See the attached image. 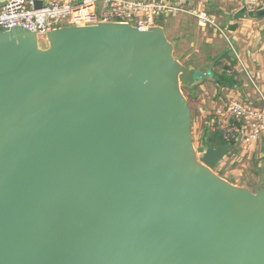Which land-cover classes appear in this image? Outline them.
<instances>
[{"label":"water","instance_id":"95a60500","mask_svg":"<svg viewBox=\"0 0 264 264\" xmlns=\"http://www.w3.org/2000/svg\"><path fill=\"white\" fill-rule=\"evenodd\" d=\"M210 71L163 15L0 26V264H264V185L215 172L234 142L194 144L182 86Z\"/></svg>","mask_w":264,"mask_h":264},{"label":"built area","instance_id":"2783aa9c","mask_svg":"<svg viewBox=\"0 0 264 264\" xmlns=\"http://www.w3.org/2000/svg\"><path fill=\"white\" fill-rule=\"evenodd\" d=\"M201 1V0H200ZM247 10H259L264 0H242ZM185 13L193 16L202 28H211L229 40V30L200 5L186 6L179 0H44L37 8L34 0H7L0 6V26H23L35 31L39 38L56 28L69 25H89L99 22L128 23L139 29L157 25L159 16L165 18ZM237 63L247 69L239 53L233 48ZM250 83L258 95L257 101L232 97L214 107L210 124L228 143L248 145L264 136V93L255 78Z\"/></svg>","mask_w":264,"mask_h":264},{"label":"rangeland","instance_id":"374dc122","mask_svg":"<svg viewBox=\"0 0 264 264\" xmlns=\"http://www.w3.org/2000/svg\"><path fill=\"white\" fill-rule=\"evenodd\" d=\"M49 1L51 2L53 0ZM237 2L238 1L236 0L235 2L224 4L222 6H213L214 4L212 3L213 7L211 6V12L214 14L211 12L210 13L217 16L219 23H225L231 19H237L240 23L247 24L246 21L241 19L239 20V18H237L236 13L238 11L240 12ZM226 15L229 17L231 16V18L224 19ZM190 16L191 15L189 14L179 13L175 14L174 16H170L165 20V32L167 37L174 45V55L178 59L182 57V61H189L194 65L203 66L208 61H214L215 59H237L238 57H236V54L233 53L235 52L232 49L233 47L239 53L244 63H250L254 61V57L251 53L258 50L259 47L264 44V33L260 36L258 35L257 38H254L253 35L251 37L247 36L252 32L251 28L255 27V22V24H257V31H261L259 28L260 26L264 25V17L252 19V22H248L251 27L243 25V31L238 33V35H235L234 31H229V40H227L226 38L221 37L218 33H214L215 31L210 28H207L204 32H202L203 30H201L200 26L193 18H190ZM262 31H264V29ZM234 36H237V38L240 40V43L234 40ZM208 39L210 41H208ZM246 42L251 43L247 44ZM40 46L45 48L47 43H45V41H41ZM225 53L230 56V58L224 57L223 55ZM244 79L246 83H250L251 81L250 78H242V80ZM204 81L205 83L202 85H204L205 89L203 90L200 85ZM250 84L248 85L249 87L252 86ZM257 85L260 87L258 83ZM216 89L215 81L212 78H202L191 87L182 86V91L189 100L192 109V135L196 148H206V146H204L202 143L205 130L216 131L214 126L210 124L213 117L211 113V105L217 103L218 98L220 97V91H217ZM245 92L247 91L245 90ZM242 94L244 95L246 93L243 91ZM256 96L258 98V95ZM252 100L255 99L253 98ZM197 156L199 158L201 155L197 154ZM230 157L231 155L225 156L222 163L216 166L215 172L224 178L232 179L234 183L246 184L247 186L254 188L255 178L252 173H250L246 167L243 169V166L234 162L233 157L231 159ZM239 169H241L240 175H238L239 173H233L234 170Z\"/></svg>","mask_w":264,"mask_h":264},{"label":"crops","instance_id":"0c3cea01","mask_svg":"<svg viewBox=\"0 0 264 264\" xmlns=\"http://www.w3.org/2000/svg\"><path fill=\"white\" fill-rule=\"evenodd\" d=\"M179 1L183 4H185L186 6H193V5L196 6L200 3V5L203 6L204 8H206L208 12H211L212 11L211 10L212 3L214 4L213 6H215V5L216 6L217 5L222 6L224 4H230L232 2H235L236 0H201V1L200 0H179ZM237 1H238L237 2L238 5H239L238 8L240 10V12L238 11L236 13L237 18H239V20L241 19V20L246 21L247 24L240 23L237 19L236 20L231 19L229 21H226L225 23H220L223 27H226V28L228 27V25L230 23H238L237 29L234 30L235 35H238V33H241L243 31V25H247V26L251 27V25H249L248 22H252L253 21L252 19L261 18V17L254 16L251 10L245 9V7L242 4V0H237ZM211 13H213V12H211ZM214 16L217 18L216 15H214ZM167 18H165V20ZM190 18H193L195 20V22L197 23L196 19L193 16H190ZM228 18H231V16L229 17L226 15L224 19H228ZM255 23H254L255 27L251 28L252 32L247 35L248 37H251L253 35L254 38H257L258 35L260 36L261 34L264 33V31H262L264 29V27H263L264 25L260 26L259 29H261V31L259 32V31H257V28H256L257 24H255ZM240 27H241V30H240ZM200 28H201V30H203L202 32H204L207 29V28H202V27H200ZM234 40H236V42L238 41V43H240L239 42L240 40L237 38V36L236 37L234 36ZM208 41H210V40L208 39ZM250 43L251 42H249L247 44H250ZM251 54L254 57V61L250 62V63L246 62L247 63L246 64L247 69H243L237 63V59L232 60L231 58L230 59L226 58V59L220 60V62H222L223 65L230 66V70L228 72H229V74H232L233 78L235 79V82H232V83H225V82H222L218 79L219 74L223 70L222 65L216 64L217 60H219V59H215L214 61H208L203 66L194 65L193 63H191L189 61H182V57L179 60L183 64L188 66L189 68H194V69L208 68L209 70H211L209 72V74L206 75L204 78H212L215 81V85L217 88L216 90L220 91V97L218 98V102L211 105V111H213V108L215 106L225 103L226 101H228L232 97H240L242 99H248L254 103L257 101V96H256L257 94L255 93L254 87H252V86L249 87L248 85L250 83H246L245 79L242 80V78H250V76H251V78H255L256 82L260 86V89L264 93V44H262L258 50L254 51ZM248 55H250V54H248ZM203 83H205V81L202 82L200 86L204 90L205 88H204V85H202ZM245 90L247 92H245ZM243 91L246 94L243 95L242 94ZM253 98L255 100H252ZM207 112H208V110H207ZM232 151H233V153H232ZM227 155H231L230 159L233 157V161L236 163H239L241 166H243L244 167L243 169H245V167L248 168L250 173H252V175L255 178V181H254L255 186H254V188H251V187L247 186L246 184L234 183V181H232V179L226 178L227 180H229L230 182H232L234 184L247 187L253 191L256 190L260 185H262V184L264 185V136L261 137L260 139L256 140V141L248 144V145H244L243 143H240V142H234L233 145L230 147ZM223 159L220 161L219 165L222 163ZM233 173H239L238 175H240L241 169L234 170Z\"/></svg>","mask_w":264,"mask_h":264},{"label":"trees","instance_id":"16d2710c","mask_svg":"<svg viewBox=\"0 0 264 264\" xmlns=\"http://www.w3.org/2000/svg\"><path fill=\"white\" fill-rule=\"evenodd\" d=\"M224 57L230 58L226 53L223 55ZM222 56V57H223ZM221 58L217 60L216 64L222 65L223 70L219 74V80L225 83H232L235 82V79L233 78L232 74H229L230 66L223 65L222 62H220ZM204 136L202 139V143L206 147H219L228 144V141L225 140L223 135L219 133L218 131H210V130H205Z\"/></svg>","mask_w":264,"mask_h":264}]
</instances>
